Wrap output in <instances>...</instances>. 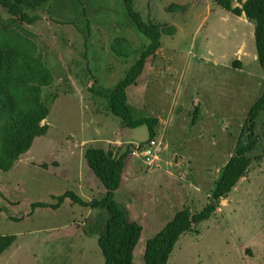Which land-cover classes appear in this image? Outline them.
<instances>
[{
    "label": "rangeland",
    "instance_id": "obj_1",
    "mask_svg": "<svg viewBox=\"0 0 264 264\" xmlns=\"http://www.w3.org/2000/svg\"><path fill=\"white\" fill-rule=\"evenodd\" d=\"M144 23L174 28L126 89L133 119H160L159 168L126 153L115 201L142 227L133 264H144L146 242L183 205L192 214L212 202L221 168L234 154L264 68L256 60L254 25L215 0H132ZM246 0H233L240 7ZM170 6L172 8L170 9ZM0 42L28 49L50 73L44 136L8 172L0 171V236L14 241L0 264H103L97 243L106 213L65 199H99L103 187L84 151L115 156L148 140L146 126L125 127L108 110L113 90L149 45L122 0H49L26 17L0 8ZM90 86V87H89ZM44 121V120H43ZM42 121V122H43ZM250 165L211 217L176 242L167 264H264V110L256 120ZM69 153V154H68Z\"/></svg>",
    "mask_w": 264,
    "mask_h": 264
},
{
    "label": "trees",
    "instance_id": "obj_2",
    "mask_svg": "<svg viewBox=\"0 0 264 264\" xmlns=\"http://www.w3.org/2000/svg\"><path fill=\"white\" fill-rule=\"evenodd\" d=\"M49 0H0V8L15 18L26 17L31 10L45 5ZM127 15L136 29L149 39V45L136 62L128 69L125 77L113 90L104 94L108 110L121 119L125 127L146 126L149 139L155 136L158 120L152 117L133 119L126 103L127 87L136 83L146 59L159 49L162 33L172 35L174 28L151 21L144 23L133 10L132 0H122ZM217 6L232 15H244L254 25L256 60L264 68V0H246L240 7L233 6V0H215ZM172 6H170V9ZM52 82L49 71L34 55L19 45L0 42V171L8 172L18 159L26 154L34 139L47 132L42 121L47 116L48 103L41 97V89ZM264 110V85L260 97L251 106L247 123L234 154L221 168L211 191L212 202L198 213L192 214L187 206L176 211L173 217L150 238L144 248V264H167L171 252L183 234L193 231V225L208 220L216 210L215 203L225 198L242 178L250 165V154L257 145L256 120ZM126 153L115 156L102 148L88 147L84 159L90 171L100 181L104 194L89 202L72 192L56 197L55 205L32 204V208L56 210L65 199L84 208L101 210L106 213L103 229L97 243L104 258L103 264H133V252L140 239L142 227L131 221L128 211L115 201V192L121 185ZM14 241L13 236H0V254Z\"/></svg>",
    "mask_w": 264,
    "mask_h": 264
},
{
    "label": "built area",
    "instance_id": "obj_3",
    "mask_svg": "<svg viewBox=\"0 0 264 264\" xmlns=\"http://www.w3.org/2000/svg\"><path fill=\"white\" fill-rule=\"evenodd\" d=\"M160 143L153 139L129 145L128 156L139 159L148 170L159 168Z\"/></svg>",
    "mask_w": 264,
    "mask_h": 264
},
{
    "label": "crops",
    "instance_id": "obj_4",
    "mask_svg": "<svg viewBox=\"0 0 264 264\" xmlns=\"http://www.w3.org/2000/svg\"><path fill=\"white\" fill-rule=\"evenodd\" d=\"M90 87V86H89ZM47 119V117H45V119H44V121L42 122L43 124H44V122H45V120ZM158 120V124H160V119H157ZM35 139H37V138H35ZM34 139V140H35ZM32 146V145H31ZM30 149H31V147H30ZM30 149H29V151L26 153V154H28V153H30ZM103 149V148H102ZM104 150H106V149H104ZM69 154V153H68ZM127 163H128V161H126L125 160V167H126V165H127ZM123 180H124V177H123V173H122V175H121V185H122V183H123ZM121 185H120V187H119V189L115 192V194H117L118 195V193H119V191H120V189H121ZM104 194V188H103V190L101 191V193H100V197L102 196ZM87 202H89V201H91L92 199L91 198H89V199H85ZM185 205H183L182 207H184ZM181 207V208H182ZM175 210H180V209H175ZM190 210V209H189ZM176 211H174V213H175ZM174 213H173V215H174ZM128 214H129V212H128ZM130 218V217H129Z\"/></svg>",
    "mask_w": 264,
    "mask_h": 264
}]
</instances>
